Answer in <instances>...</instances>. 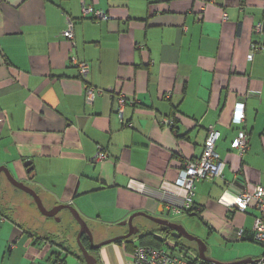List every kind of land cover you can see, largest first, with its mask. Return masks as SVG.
<instances>
[{"label":"crops","instance_id":"obj_1","mask_svg":"<svg viewBox=\"0 0 264 264\" xmlns=\"http://www.w3.org/2000/svg\"><path fill=\"white\" fill-rule=\"evenodd\" d=\"M84 5L107 18H84ZM69 20L74 45L63 36ZM261 22L263 0H0V168L48 210L71 205L90 227H125L137 213L168 216L161 188L178 191L173 184L183 165L202 155L214 128L226 167L222 177L198 183L195 206L222 240L251 243L257 210L230 211L220 200L239 192L237 176L251 192L264 186ZM75 61L87 63L89 74ZM240 101L245 119L237 124ZM165 119L175 120V131ZM241 132L249 139L243 155L232 148ZM100 153L108 159L97 162ZM2 176L8 187L0 194V264H82L54 241L48 220L58 217L43 216ZM122 248L131 249L114 243L98 257L131 264ZM250 253L240 245L228 255L257 260Z\"/></svg>","mask_w":264,"mask_h":264},{"label":"built area","instance_id":"obj_2","mask_svg":"<svg viewBox=\"0 0 264 264\" xmlns=\"http://www.w3.org/2000/svg\"><path fill=\"white\" fill-rule=\"evenodd\" d=\"M82 14L84 18H90L96 21L107 18L103 11L95 10L93 7L85 5L82 7ZM224 20H227L226 14L224 15ZM74 28V22L69 20L67 30L63 32V36L71 41L73 45L75 40ZM255 31L264 35V22L258 23ZM255 51L256 47L253 46L252 53L249 56L250 61L253 60ZM75 62L77 63V61ZM77 64L82 75L89 74L90 68L87 63L82 62ZM94 98V89H88L87 102L90 104L93 103ZM125 103V98L121 95L120 107H123ZM119 111L123 114L121 109ZM244 111L245 104L243 101H240L235 106L233 122L242 124L245 119ZM164 124L172 128L171 119H165ZM221 136L219 130L214 128L209 130L202 155L198 159L186 162L174 182L173 187L178 191L172 190V186H166V184L161 188V202L165 203L168 216L191 211L195 207L198 183L223 176L226 164L221 160L217 151V145ZM232 148L239 151L241 155L249 149V139L245 132L239 134L238 138L232 143ZM107 159L108 156L105 153H100L97 162L98 160L105 161ZM237 181L241 185L239 192L233 194V196L228 195L229 192H226L221 198L220 203L225 205L230 211L242 213H246L251 207L255 208L258 215L255 216L252 227L253 241L264 247V186H257L251 192L241 182L238 176ZM227 196L231 197L230 201H226L228 199ZM244 233L243 228L238 229L235 233L236 239L241 240L244 237ZM133 257L135 264H201L200 262L194 263L184 251L172 252L170 250L145 246H137L134 250ZM254 264H264V257L258 259Z\"/></svg>","mask_w":264,"mask_h":264},{"label":"rangeland","instance_id":"obj_3","mask_svg":"<svg viewBox=\"0 0 264 264\" xmlns=\"http://www.w3.org/2000/svg\"><path fill=\"white\" fill-rule=\"evenodd\" d=\"M6 176V175H5ZM4 177V175L2 176ZM7 177V176H6ZM6 187L5 184L0 185V194L6 193ZM45 206V205H44ZM164 219L169 220L170 222L177 224L181 226L185 231L188 233L189 236L196 238L197 240L202 241L205 246L207 247L206 251V257L209 259L214 258L212 260L220 261L216 258H231V260H225V264H231L238 261H242L243 259H235L233 256L228 255L231 253L234 249H236L240 245H247L248 248L251 251V258L255 259H261L264 254V247L256 244V243H227L226 241L222 240L220 238V234L214 232L210 229V227L206 224V221L201 218V216H191L187 213H180V214H172L169 216H166L165 213L161 215ZM57 219H60L61 221H57ZM57 219H49L50 223H52L53 227L55 228V238L54 241L56 242L58 247H62L63 249H67V245L72 248L73 251L79 253L80 247L77 241V236L80 232V226L78 222L73 218L71 211L64 210L59 214ZM91 225L90 229L93 233V239L95 244L103 243L107 240L118 238L122 235L127 234L130 231V226H120V225H111L106 226V224L102 223L100 224L99 228L97 226L94 227L92 223H89ZM143 226L141 228L145 229V231L153 232L159 229V225L156 223L143 218L138 217L134 220L133 227H136V225ZM170 239L174 242L179 244L181 247L184 248V252L187 253L188 257L193 259L195 257L199 258L201 254V245L194 240H190L186 237L181 238H175L173 234L170 236ZM221 239V240H220ZM82 243V242H81ZM114 244V243H113ZM109 244L104 247H102L99 252L101 255V252L104 251L106 247H109ZM139 244V241L137 239L132 240V245L129 247H132L130 250L126 251V248H122L121 254L123 259L131 262V264H134V250L135 247ZM228 245L227 247L225 245ZM56 246V248H58ZM233 248V249H232ZM236 252V250H235ZM67 255V254H66ZM212 256V257H211ZM75 261H78V259L75 256H72V254H68V260L73 259ZM102 258V256H101ZM243 258V257H238ZM235 259V260H234ZM79 262V261H78ZM80 263V262H79ZM127 263V262H126ZM102 264V262L100 263Z\"/></svg>","mask_w":264,"mask_h":264},{"label":"water","instance_id":"obj_4","mask_svg":"<svg viewBox=\"0 0 264 264\" xmlns=\"http://www.w3.org/2000/svg\"><path fill=\"white\" fill-rule=\"evenodd\" d=\"M25 166L28 168L27 172L30 174V179H33L35 177V173H34V168L32 166V163L27 162ZM2 174H5L7 176V179L9 180V182L14 187L19 189L20 191H24L25 193L29 194L34 199V202L36 203L37 208L39 209V211L42 213L43 216H45L47 218H57L58 215L61 213V211H63V210L71 211L73 218L78 222V224L80 226V232L78 234L77 241H78L80 250L82 252V255L84 256V259L86 262L85 264H98V260L93 255L90 254V252L88 251L87 248H85L82 245L81 238L84 235H87L90 238L91 250L99 251L102 247H104L106 245L113 244V243H116L118 241L128 240V239L136 236L139 232V229L137 227H133L134 226L133 222L138 217L147 218L148 220L156 223L159 226L171 229L173 231V236L175 238H181L184 236L190 240L197 241L202 247L201 248V254L199 256L200 261L206 262L209 264H225V263H221V262H218V261H215V260H212V259H209L208 257H206L207 247L205 246V244L202 241L197 240L196 238L189 236L188 233L185 231V229H183L181 226L174 224V223L170 222L169 220L152 217V216H149L145 213H137L135 215H132L128 219V221L125 222V224H124L125 226L126 225L130 226V231L125 236L110 239V240H107V241L100 243V244H95L94 239H93V233H92L88 223L81 217L79 212L74 207H72L71 205H61V206L56 207L55 209L48 210L44 206V203H43L41 197L33 189H31V188L27 187L25 184L17 181L13 177V175L11 174L9 169H7L6 167L0 168V180H1ZM57 220H59V219H57ZM256 261L257 260L246 259V260L238 261V262L231 263V264H254Z\"/></svg>","mask_w":264,"mask_h":264},{"label":"trees","instance_id":"obj_5","mask_svg":"<svg viewBox=\"0 0 264 264\" xmlns=\"http://www.w3.org/2000/svg\"><path fill=\"white\" fill-rule=\"evenodd\" d=\"M173 131L176 130V126H175V120H172V125H171ZM196 205V204H195ZM188 215H193L196 214V216H200L201 213L197 211L196 206L191 210L187 212ZM173 234V231L169 228L166 227H162L160 226L159 229H157L156 231H145V229L141 230L138 232V234L136 236H134V238H132L130 241L129 240H124V241H118L116 242V244H124L126 247L128 248H132L129 247L132 245V240L133 239H137L139 241L138 246H145V247H153V248H157V249H164V250H170L172 252H177V251H184V248L181 247L179 244L177 243H172L174 241H172L170 239V236ZM252 235V242L253 241V234ZM242 240V239H241ZM81 242L83 244V246H85L88 251L90 252L91 255H93L97 260H98V264L101 263L99 257H98V252L97 250H91L90 248V239L87 235H84L81 239ZM256 243V242H254ZM257 244V243H256ZM260 245V244H259ZM262 246V245H261ZM137 247V246H136ZM135 247V248H136ZM66 252L69 254L74 255L75 257H77L82 264H85V259L84 256L81 253V250H79V253L74 252L72 250L71 247H67ZM264 257V254H263ZM194 263L200 262L201 264H209L206 262H202L199 259H197L196 257L192 259ZM258 260V259H257ZM60 263L64 264L65 263V259L62 260ZM53 264H57L53 263Z\"/></svg>","mask_w":264,"mask_h":264},{"label":"flooded vegetation","instance_id":"obj_6","mask_svg":"<svg viewBox=\"0 0 264 264\" xmlns=\"http://www.w3.org/2000/svg\"><path fill=\"white\" fill-rule=\"evenodd\" d=\"M56 208V207H55ZM54 208V209H55ZM90 227V226H89ZM78 237V236H77ZM89 237V236H88ZM132 238H134V237H132ZM132 238H130V239H128L129 241L132 239ZM82 239V238H81ZM90 239V238H89ZM132 242V241H131ZM83 245V244H82ZM90 246H91V243H90ZM85 247V246H84ZM86 248V247H85ZM82 253V252H81Z\"/></svg>","mask_w":264,"mask_h":264}]
</instances>
